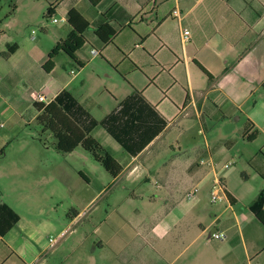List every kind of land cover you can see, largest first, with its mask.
Instances as JSON below:
<instances>
[{
  "label": "crops",
  "instance_id": "obj_1",
  "mask_svg": "<svg viewBox=\"0 0 264 264\" xmlns=\"http://www.w3.org/2000/svg\"><path fill=\"white\" fill-rule=\"evenodd\" d=\"M43 1V19L62 24L55 45L72 30L70 11L88 23L85 43L74 60L59 52L46 72L43 65L53 47L24 51L26 42L12 40L0 27V95L10 99L4 111L10 131L24 112L30 111V121L39 114L32 92L50 102L67 90L93 119L107 118L121 138L142 148L132 155L104 127L91 131L121 166L115 177L81 147L60 152L83 155L71 190L74 204L83 209L73 210L70 224L83 222L86 228H74L53 247L39 233L46 222L19 215L1 199L19 219L0 236V264H264V224L249 208L264 191V145L253 166L262 185L255 188L244 181L241 187H231L230 173H224L225 199L212 204L215 173L210 165L220 167L216 152L206 145L195 150L193 160L192 153L168 143L172 125L178 127L190 117L205 134L206 120L241 115L242 137L255 130L251 141L264 135V10L257 15L264 0H101L95 7L88 0ZM11 9L14 14L18 5ZM102 16L115 31L106 44L94 33ZM184 30L189 32L186 42L181 40ZM92 49L99 54L92 56ZM108 67L123 79L134 78L131 88L121 94L109 90L112 98L105 103L87 91L81 99L73 94L75 81L82 80L84 87L89 68L106 72ZM137 75L145 81L140 83ZM130 96L131 101L122 104ZM187 131L182 132L186 138ZM6 140L7 135L0 134V162L7 156ZM5 171L11 172L0 167V173ZM58 173L61 177V168ZM22 202L29 204L30 199L23 195ZM216 233L225 239H215ZM69 238L74 246L63 251V240Z\"/></svg>",
  "mask_w": 264,
  "mask_h": 264
},
{
  "label": "rangeland",
  "instance_id": "obj_2",
  "mask_svg": "<svg viewBox=\"0 0 264 264\" xmlns=\"http://www.w3.org/2000/svg\"><path fill=\"white\" fill-rule=\"evenodd\" d=\"M15 4L18 5V10L12 14L11 8ZM44 11L43 0H0V27L12 40L23 39L26 42L24 51L34 47L49 50L54 47L62 24L53 23L51 19H43ZM60 60L62 57L57 59L58 62ZM107 69L106 72L101 69H94L92 72L93 70L89 68L84 75L86 79L84 87L82 80L75 81L73 94L81 99L82 93L87 91L92 99L105 103L112 98L109 90L121 94L123 89L131 88L130 83L134 78L127 76L123 79L114 70L109 67ZM135 78L140 83L145 81L142 75ZM9 100L7 95H0V125H3L0 134L7 135L3 149L7 156L0 162V167H9L11 171L0 173V200L12 205L21 216L30 218L35 216V219L46 222V228L39 232L46 240L50 237L55 238L59 231L67 227L70 231L74 228H86L82 225L83 222L81 225L70 224L73 210L79 212L83 209V206L74 204L71 197V190L78 180L75 169L82 162L83 155L77 154L75 157L56 151L52 134L48 131L41 132V127L36 121H30V111L24 112L20 123L10 131L9 121L4 116ZM95 115L98 117L100 114L96 112ZM186 120L187 123L184 120L178 127L172 125L168 133L171 136L168 143L178 146L184 152L192 153L193 160L196 157L195 150H205L206 145L212 147L216 152L215 158L219 166L224 163L231 164L227 170L218 168L219 176L230 173L228 180L231 187H241L244 181H248V185L255 188L262 185L255 175L253 166L258 158L256 154L259 153V148L264 145V135H260L255 141L242 137L244 118L241 115H234L218 122L206 120L205 134L199 132L201 127L193 117ZM184 130L190 133L188 138L182 133ZM178 133L183 135L179 140L176 139ZM228 140L233 141L231 146L225 145ZM84 162L86 164L87 160ZM59 168L62 170L61 177L58 173ZM96 168L102 175L104 171H101V167ZM22 194L30 199L29 204L22 202ZM90 210L85 209L84 214ZM62 245L64 251L74 246V242L69 238L63 240Z\"/></svg>",
  "mask_w": 264,
  "mask_h": 264
},
{
  "label": "trees",
  "instance_id": "obj_3",
  "mask_svg": "<svg viewBox=\"0 0 264 264\" xmlns=\"http://www.w3.org/2000/svg\"><path fill=\"white\" fill-rule=\"evenodd\" d=\"M92 7H95L101 0H88ZM263 7L257 12L261 14ZM46 17V16H45ZM101 21L95 30V35L101 43L106 44L114 36V29L107 24L106 17H101ZM79 20V22H78ZM68 23L72 30L64 40L59 41L48 53V58L43 65L46 72H50L54 66L53 59L63 52L74 60V54L85 43L84 32L88 28V23L76 11L68 13ZM202 72L209 79L212 77L199 66ZM131 96L126 98L122 104L131 101ZM39 112L35 118L36 123L41 127V132L48 131L54 138V148L61 153H70L77 147L89 152L95 161L99 162L106 172L115 177L121 170V166L105 151V149L91 137L90 133L96 126H102L106 131L130 154H136L142 146H131L129 140L121 138L112 128L107 118L97 121L83 109L75 97L67 90H62L53 100L47 104L35 106ZM252 125V124H251ZM257 131L247 135L248 140H252ZM264 191H261L256 200L250 205L252 213L264 224ZM18 215L7 204L0 203V236H3L17 222Z\"/></svg>",
  "mask_w": 264,
  "mask_h": 264
},
{
  "label": "built area",
  "instance_id": "obj_4",
  "mask_svg": "<svg viewBox=\"0 0 264 264\" xmlns=\"http://www.w3.org/2000/svg\"><path fill=\"white\" fill-rule=\"evenodd\" d=\"M172 13L176 17L179 15L176 10H174ZM52 22H56V20L53 19ZM181 37H182L181 38L182 42H186L189 39V32L186 30L182 31ZM90 54L92 56H97L99 53H98V51L92 49V50H90ZM31 98H32L33 102H35V103H39V104H47L48 103L46 101V97L42 93L32 92ZM210 166L212 167V170L215 173V179L213 180L211 188H210L209 201H210V203L215 204V203H219L225 199L224 186H223V183L221 181L220 176L218 175L217 165L211 164ZM230 167H231L230 163H224L219 168L222 170H227ZM195 192H196V189H194L193 192H190L188 194V197L192 198L194 196ZM69 231L70 230H68V228H67L66 230H63L62 232H60L55 238H52V237L48 238V242H49L50 246L53 247L54 245H56L62 238H64L66 236V234ZM213 237L215 239H218V240L225 239V236L222 234H219V233L214 234Z\"/></svg>",
  "mask_w": 264,
  "mask_h": 264
}]
</instances>
